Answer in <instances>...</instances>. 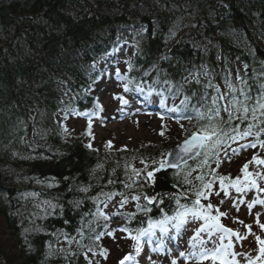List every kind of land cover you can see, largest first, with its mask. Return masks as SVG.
Masks as SVG:
<instances>
[{"label": "trees", "instance_id": "obj_1", "mask_svg": "<svg viewBox=\"0 0 264 264\" xmlns=\"http://www.w3.org/2000/svg\"><path fill=\"white\" fill-rule=\"evenodd\" d=\"M66 1L76 7L73 6L75 17L62 11ZM199 2L204 5H197ZM98 6L122 10L134 18L140 12L138 23H148L153 14L160 25L159 32L155 36L149 33L154 40L146 39L144 34L133 37L126 27L135 25L110 16L106 17L110 27L105 28V14L97 11ZM192 7L194 22L167 47L164 38L169 32L171 15L163 8L145 6V11L137 0H0V27H10L19 36L27 29L30 37L22 35L24 44L35 53L14 62L13 51H4L0 45V165L8 166L5 174L0 173V221L9 235V240L0 237V264H88L99 250L108 226L98 214L105 204L135 194L141 197L144 208L145 195L160 194L159 199L147 205L151 211L136 208L132 213H124L125 224L138 229L149 219L175 213L176 202L164 193L176 194L182 204L190 203L181 193L185 188L191 193L192 187L182 185L183 175L178 181L175 170H159L151 181L144 180L146 173L137 176L132 171L141 160L151 170L152 161L160 160L175 143L167 140L136 149L100 151L90 148L82 134H67L64 138L50 116L46 122L48 130L38 140L33 136L31 108L46 107L51 113L52 108L73 98L78 109H89L92 101L85 99L84 90L89 87L91 70L85 65L94 62L118 38L135 46L128 73L133 80L153 82L158 88L165 83L171 86V93L189 96L191 103L198 105L205 92L209 99L217 94L207 87L209 83L202 70L194 73L201 66L214 71V83L223 81L226 86L227 77L236 88L257 97L264 85V0H197ZM181 13L187 14L184 10ZM27 14H36L38 18L28 21L24 18ZM98 28L101 36L97 34L88 40ZM201 31L204 37L199 36ZM70 47L72 53H68ZM137 59H143L152 70L143 71ZM79 66L85 68L81 78L65 76L68 68L77 78ZM238 73L245 83L237 79ZM155 76L160 80H155ZM192 76L194 79H190ZM64 91L69 92V98ZM54 97L58 98L56 105ZM251 139L255 141V137ZM260 139H264V134ZM216 158L209 157L206 164L204 159L189 164L196 167L189 177L193 185L202 187L194 179L196 175H203L205 183L214 179L215 186V174L229 179L238 177L239 174L227 172L214 174ZM187 167L184 166L185 171ZM47 178L54 182L52 186L33 190L32 185ZM85 188L87 192L83 191ZM27 191H35L38 201L50 205L46 215L34 212L37 208L33 209L30 199L22 196ZM59 238L70 245L57 253L54 241Z\"/></svg>", "mask_w": 264, "mask_h": 264}, {"label": "rangeland", "instance_id": "obj_2", "mask_svg": "<svg viewBox=\"0 0 264 264\" xmlns=\"http://www.w3.org/2000/svg\"><path fill=\"white\" fill-rule=\"evenodd\" d=\"M184 11L187 14L181 13L179 16L180 23L176 25V29L171 35L165 39V44L167 47L173 45L180 33H184L188 28V25L192 24L191 19H195V9L193 7L185 8ZM3 39V37H2ZM246 47V46H244ZM132 48L126 44H116L115 50L113 53V59L117 58L116 65L112 64V59L103 58L100 55L98 58L97 65L100 66L98 73V79L96 82L94 79L91 81L89 89L86 90L87 93L91 92L93 98V105L90 110L83 111L82 114L85 118L90 119H81L75 116H71V119H78L76 121H71L67 126L70 131L68 134H76L86 130V144L91 145L90 148L98 150H115L120 148H129L136 149L144 144H156L158 142L170 141L172 143L181 142L187 133H185L180 124L184 125L185 129L191 131L194 124L189 123L187 120L176 121L175 117L169 118L161 115L163 108L166 107L160 104V99L163 97L166 100V97L163 94L162 89H154L149 86L146 82L135 80L133 81L128 77V65L130 56L132 54ZM125 57V58H124ZM217 58L218 54H217ZM124 60V61H120ZM100 62H105L104 66ZM108 62H111L108 64ZM95 68V67H94ZM119 69V72L117 70ZM206 70L203 69V72ZM94 72V71H93ZM126 76V78H125ZM95 77V76H94ZM128 77V78H127ZM204 77L207 79L208 83L212 85L219 86L220 94L228 92L227 86L222 83L214 84V77L211 73L204 74ZM190 79H193L192 77ZM131 81V83H129ZM128 83L129 91H125L123 85ZM142 88L143 91L137 90ZM162 88L169 90L171 86L162 83ZM63 88V87H62ZM149 89H153L150 93ZM172 88L170 89L171 92ZM67 93V91H64ZM114 94L122 96L125 100L127 99L128 104H123L118 99H114ZM238 97L243 99L242 96ZM178 97L173 99V95L169 96V99L178 100L181 99L178 94H175ZM183 97V96H181ZM226 103V102H222ZM74 112V110H73ZM91 115V116H89ZM48 111L43 107H36L33 111L32 119V130L34 138L41 140V136L46 133L48 128L46 127L45 121L48 118ZM59 113L53 115L56 121H59ZM92 123V126L87 125V123ZM66 126V124H65ZM164 132V135H161V132ZM249 138L243 140H238L236 142H231L227 154L220 151L217 162L214 165L213 170L215 172H220L221 174L234 173L235 175L241 176V168L245 163H248V169L253 172V178L256 179L257 184L259 181H262L260 187H264V179H261L260 176H256L255 173L259 172L261 176H264V165L256 164L252 161L253 156L255 155L259 159H264V149L260 147L251 148L244 147L240 149L241 144L249 143ZM237 149L236 152H232L231 149ZM199 160L204 159L203 155L197 157ZM252 161L251 163H249ZM198 163V162H196ZM195 163V164H196ZM134 167L136 169H143V165L135 163ZM196 167L188 165V172H192ZM8 169V166L0 165V172H3ZM10 171V169H9ZM145 174V173H141ZM235 179L237 177H234ZM246 183V182H245ZM54 184L53 181L47 180L45 182H37L32 185L33 190L35 188H48ZM259 185V184H258ZM215 190L216 186H214ZM229 196H225L223 192L219 196L212 195L210 197V202L220 208V211L226 212L227 216H222L219 218L220 223L224 226L228 225L233 227L234 232L239 231L242 237H247L243 241V249L239 248L242 243L235 244L233 236L231 237V242L234 245L233 249L230 251H235L237 253H246L250 257H255L257 255V242L255 237L261 236L264 238V231H261L259 225L256 223L257 213H260L259 221L264 223V205H254L251 210L248 209L247 204L252 202L254 199H264V192L257 191L256 188H249L243 193H237L235 189L229 187ZM35 191H27L25 195H22L23 198L28 197L30 199V205L35 206L37 209L34 211L37 214L43 213L42 211L50 208L49 204H44L43 201H38L35 198ZM137 196L135 194L126 196L121 200L127 198V203L121 206L120 201L110 202L104 210V213L107 214V219L103 216L102 218L108 222L109 227H106L105 236L102 237L100 241V248L94 253V257L91 261V264L99 261L101 264H120V257L124 254L129 255L131 263L130 264H171V261L176 258V254L173 252L170 253L171 258H165V253L162 251L156 250V245H152V242L146 241L144 238H140V243L137 245V242L134 243L126 237V232L121 231L125 224L124 213H132L136 209L137 204H141V200H133L132 197ZM223 200L224 203L220 204V201ZM241 200L244 203H241ZM214 214L215 211H214ZM191 221V217H189ZM243 221V224L240 223ZM205 223L195 220L186 224L185 229L182 231V237L180 239V245L182 250H186V253L190 249L189 240L190 238L197 235V229L201 228ZM244 225H251L252 232L249 233L248 228ZM111 232L112 235H108ZM200 238L208 240L207 231L201 232ZM223 233H216L213 235L212 240L216 242V245L219 246L221 243L220 236ZM0 237L5 240H9L8 230L2 225L0 221ZM223 244L227 245L229 243V238H225L222 241ZM9 245V242L7 243ZM208 248H212L213 244L209 243ZM107 250L104 255H101L103 250ZM169 249H172L171 247ZM237 260L240 261V264H246L242 256H237ZM89 264V263H88ZM124 264H127L125 261ZM177 264H201L189 257L186 261L182 259V263L177 262ZM202 264H211L209 261H204Z\"/></svg>", "mask_w": 264, "mask_h": 264}, {"label": "snow or ice", "instance_id": "obj_3", "mask_svg": "<svg viewBox=\"0 0 264 264\" xmlns=\"http://www.w3.org/2000/svg\"><path fill=\"white\" fill-rule=\"evenodd\" d=\"M245 67H247L245 65ZM119 72V69L117 70ZM206 75V73H205ZM230 75V74H229ZM237 79L243 84L245 83L243 78L237 74ZM131 83V81H129ZM199 83V80H197ZM225 84L228 88V92L220 94L219 86L212 85L209 83L207 87L213 88L216 95L212 96L211 99L208 98V93L205 92L201 97L198 105H193L191 103V97L185 96L180 100V103L174 105V107L168 109L169 112H172L175 115V119L179 122L182 119L187 120L189 123L195 121L193 129L189 131L184 128L183 124H180L181 129L187 133L183 141L177 145L179 151L176 153H171L169 150L168 153L162 154L160 160L152 161V168L149 169V165L145 161L141 160V164L144 165L143 169L133 168L132 171L140 176L141 173H146L144 176L145 181H151L154 179V173L158 172L161 169L171 168L174 171V176L180 181L181 175H183L182 185H190L192 187L191 193L185 188L184 192L181 193L186 200L191 201V206L188 204H182L179 197L173 193H164L163 195L167 196L169 200H174L176 202V209L174 210V215H163V218L159 221L153 222L149 219L148 227L141 228L137 231L136 235L131 236V239L137 242V245L140 243L141 237H147L151 241L152 236L155 235L153 229L159 228L161 233H167L169 230V225L176 230H180L182 227H185L187 223L195 220H203L205 224L201 228L197 229V235L190 238L189 244L190 249L186 252H180L179 256L183 257L184 260H188L189 257L196 259L197 261H211V264H240V261L237 260V256H242L246 264H264V238L261 236H256V242L258 245L257 255L255 257H250L246 253H237L235 251H230L233 249V244L231 242V237L236 236L240 240H244L247 237H242L239 233L234 232L230 228H226L222 223H220L219 218L222 216H227L226 212L220 211V208L210 202V197L212 195L219 196L221 192L225 196H229V187L235 189L237 193H243L249 188H256L259 192H264V187H260L257 184L256 179L253 178V173L247 171L248 163H245L241 168V172L244 173V181L242 183L241 178L238 176L236 179H229L227 176L215 174L216 179L219 181L220 190L216 191L212 181L204 182L203 175H196L194 179L200 181L201 185H193L192 180L189 178L192 176L191 172L185 171L184 165H187L189 159L199 157L203 155L204 161L206 164L209 157L218 156L220 151L227 154L228 148L231 142H236L238 140H243L248 137H255V142H249L247 144H241L240 149L244 147L256 148L259 145L264 149V139H260L261 134H264V85L261 86L260 94L253 98L249 92H246L244 89H238L234 84L225 78ZM125 91H129L128 83L123 85ZM143 91L142 88L138 89ZM153 89H149L151 93ZM179 91V90H177ZM239 93V96H242L243 99H240L236 93ZM114 99L120 100L121 103L127 104L122 96L114 94ZM175 99V96H173ZM226 102V103H222ZM160 104L165 105V99L162 97L160 99ZM238 121V123H234ZM164 135L162 131L160 133ZM91 147V145H88ZM232 152H236L237 149H231ZM169 156L173 158L170 160ZM256 164L264 165V159H259L255 155L252 158ZM250 161L249 163H251ZM219 163V160L217 161ZM256 176H260L261 179H264V176H261L259 172L255 173ZM113 183V181H109ZM87 192V188L83 189ZM159 195L149 197L145 195L144 200L148 204H152L154 200L159 199ZM196 197L195 200H191V196ZM111 199V196H108ZM141 197L133 196V200H139ZM93 199H96L93 197ZM202 200L209 201L208 203H202ZM163 201H161L162 203ZM127 203V198L120 201L121 206ZM224 201L221 200L220 204H223ZM241 203H244L241 200ZM254 205H264V199H254L252 202L247 204L249 210L253 208ZM141 211H151L147 205L144 208H141L139 204L136 205ZM163 212V209H160ZM215 211L216 215H212V211ZM98 214L104 216L107 219V216L102 210L98 209ZM260 213H257L256 223L259 225L261 231H264V223L259 221ZM191 217V221L189 220ZM134 218V214L133 217ZM240 223L243 224V221ZM248 228L249 233L252 232L251 225H244ZM207 231L209 237L208 240L200 238V233ZM121 231H128L127 228L121 229ZM216 233H223L220 236L221 243L219 246L216 245V242L212 240V237ZM108 235H112L111 232ZM229 238V243L227 245L223 244L222 241L225 238ZM98 238V237H97ZM209 243L213 244L212 248H208ZM160 245L157 244L156 248L159 249ZM91 251V250H90ZM106 249L101 252V255L106 253ZM129 256H125L120 264H124L125 261L129 260ZM91 264V261H89ZM171 264H177V260L173 259Z\"/></svg>", "mask_w": 264, "mask_h": 264}, {"label": "bare ground", "instance_id": "obj_4", "mask_svg": "<svg viewBox=\"0 0 264 264\" xmlns=\"http://www.w3.org/2000/svg\"><path fill=\"white\" fill-rule=\"evenodd\" d=\"M137 1L140 2V7H143L142 9H145V11L148 10L147 8H145V6L146 7H154L156 9H159V8L167 9L168 13L171 15L170 16L171 24L169 25V28H168L169 32L167 33V31H166V33H165L164 40L167 39L171 35V33L175 31V29H173L174 26H176L180 23L179 21H181V20H179V16H180L181 12L185 8L192 7V5L197 2V0H137ZM172 1H176V2L172 3ZM202 4L204 5V3H202V2L197 3V5H200V6ZM73 6L74 5H71L70 2L66 1L65 5L63 6L62 11H68L71 16L75 17L76 14L74 13V10H73L75 6L74 7ZM96 9L99 13L105 14V15H103L105 17L102 19V25L105 28L110 27L109 26V20L106 18L107 16H110V17L116 18L118 20H121L123 22H126L128 24L135 25L133 28L131 26L126 27V29L129 30L128 32L130 34H132L133 37H136L139 34H144V37L146 39H150V38L152 39L153 37H151V36H155L156 33L159 32L158 27H160V25L156 24V23H158V20L155 18V16L153 14L150 15V21L148 23H145V22L138 23V19L140 17V14H142L140 12H136V14L138 16L134 18L132 14H129L125 11L121 12L122 10L110 11L109 9H106V8H99V6L96 7ZM43 10H46V8L44 7ZM157 11L158 10H156L154 12H157ZM99 17L101 18L102 16H99ZM24 18L27 19L28 21H35L38 18V16L36 14H27ZM141 25H143V26H141ZM203 32L204 31L198 32L199 36L204 37V35L202 34ZM22 33L24 34V35L22 34L23 36L30 37V33L27 29H25ZM149 33L151 36L149 35ZM22 35L19 36V35L15 34L14 29H12L10 27H4V26L0 27V45L3 46L4 51H8V50L13 51L14 57H12V61H14V62H21V61L27 59V57L31 58L32 54L35 55V53L31 51L32 50L31 48L25 46V44H24L25 40H24V37ZM96 35H97V37L99 35L101 36V30L99 28L95 29V32L92 35V38H89L88 40L94 39V37ZM2 37H3V39H2ZM152 40H154V39H152ZM190 45H193V44H190ZM69 52L72 53L71 47L68 50V53ZM112 55H113L112 53L108 52L106 54H103L102 57L103 58H109ZM137 60H138V62L141 63L143 71H146L147 73H149V70H152L151 68L148 69V67L144 63L145 61L143 59H141V60L137 59ZM49 63H51V62H49ZM100 63L102 66H104V64H105V62H100ZM110 63L111 62H108V64H110ZM187 66H190V64H188ZM99 67L100 66L97 65V62H89L88 64L85 65V68H89L91 71H94V73H95L94 81L95 82L98 79V73H100ZM85 68H84V66L82 68L79 66V68L77 69V71H78V75H77L78 77L77 78H75L74 75L71 74L72 70H69L68 68L67 69L70 72L66 69L64 74H65V76H71L75 80H77L78 78H81V75L83 74L82 69H85ZM195 69H196V71H194V73H197L198 71L202 70L201 66H198ZM160 76H164V75H160ZM155 78H156V76H155ZM155 80L159 81L160 77H157ZM144 82H146L149 86H151L153 88H156V89L158 88V87L154 86L153 82H149V81H144ZM60 84H62V83H60ZM61 87L64 88L65 86L61 85ZM84 96H85V99L92 101V105H93L94 101H93L91 92L87 93L86 90H84ZM69 97H70L69 92H67L66 98H69ZM53 99H54L53 105H56V103L58 102V98L54 97ZM62 102L64 103L65 101H62ZM36 107H38V106L35 105L34 107L31 108V110L34 111V109ZM43 108H45L48 111V115L52 119L53 123H56L58 125V127L60 129V133L64 138L68 137L67 134H68V131H70L69 129L66 130V128H68L67 125L71 121L78 120V119H71L72 118L71 116L77 115V117H79L81 119H87V118L82 117V115H80L78 113V106H77L76 101L73 98H69V101L65 102L62 106L52 108L51 113H50V110L47 109L46 107H43ZM73 110H74V112H73ZM56 113L60 114L59 121H56L53 117V115ZM49 116H48L47 120L45 121V124L49 120ZM90 119H87V120L90 121ZM65 124H66V126H65ZM87 125L92 126V123L88 122ZM83 132L84 131L76 133L75 135L82 134L83 138L86 139L87 135H85ZM5 172L6 171L0 172V173L5 174ZM46 180H49V178H47ZM258 184L260 186L262 184V181H259ZM32 207H33V209H35V206H32ZM50 209H51V207L47 210L42 211L43 213H40V214L46 215L50 211ZM54 242H55L54 249L57 253L61 250V248H65L66 246L70 245L69 241H67L63 238H59L58 240H55Z\"/></svg>", "mask_w": 264, "mask_h": 264}, {"label": "water", "instance_id": "obj_5", "mask_svg": "<svg viewBox=\"0 0 264 264\" xmlns=\"http://www.w3.org/2000/svg\"><path fill=\"white\" fill-rule=\"evenodd\" d=\"M181 143V142H180ZM179 143V144H180ZM171 153H176V152H178L179 151V148L177 147V145L176 146H174L171 150ZM169 152V151H168ZM173 157L172 156H169V159L171 160ZM191 159H189L187 162H189ZM165 169H169V170H172L171 168H165Z\"/></svg>", "mask_w": 264, "mask_h": 264}]
</instances>
